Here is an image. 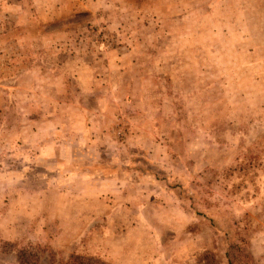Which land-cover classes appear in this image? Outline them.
<instances>
[{
    "label": "rangeland",
    "instance_id": "rangeland-1",
    "mask_svg": "<svg viewBox=\"0 0 264 264\" xmlns=\"http://www.w3.org/2000/svg\"><path fill=\"white\" fill-rule=\"evenodd\" d=\"M95 2L41 27L130 67L125 86L112 70L94 86L106 136L76 118L37 140L23 112L1 113L0 264L21 250L37 264H229L230 249L232 264H264V0ZM99 177L127 183L100 196Z\"/></svg>",
    "mask_w": 264,
    "mask_h": 264
},
{
    "label": "crops",
    "instance_id": "crops-1",
    "mask_svg": "<svg viewBox=\"0 0 264 264\" xmlns=\"http://www.w3.org/2000/svg\"><path fill=\"white\" fill-rule=\"evenodd\" d=\"M97 4L95 0H0L2 119L4 114L23 112L26 115L24 119L34 129L32 135L37 140L59 134L60 131H64V127L70 132L71 125L65 123L76 118L83 121L81 131L84 136L107 135L104 124L100 123V126L96 127L94 122L95 118L98 121L105 118L106 109L103 107L108 99L96 100L97 106L93 108L91 105L93 102L90 101L94 86L102 87L101 75L111 73V70L112 73L119 74L124 71V75L127 72L125 70L130 67L125 65L121 67L117 64L106 68L94 64L86 49L77 50L71 47L70 41L74 37L69 31L70 28L59 27L46 32L41 27L43 25L41 20L45 16L52 15L54 20L62 17L71 18L78 9L89 12ZM50 41L52 45L48 43ZM58 47L65 48L58 50ZM13 72L17 74L13 75ZM123 75H112L119 89L125 86L119 82V78L125 79ZM136 82L138 81L129 78V89L135 86ZM72 85L75 89H81L83 99H77L75 93L70 94L68 88ZM15 104L20 106L17 107ZM62 107L72 111L62 110ZM110 180L99 177L98 180L92 181L100 196L109 192L110 184L116 188L113 190L117 191L127 183L122 177H113ZM176 229L179 230V227ZM117 261L121 262L119 258Z\"/></svg>",
    "mask_w": 264,
    "mask_h": 264
},
{
    "label": "trees",
    "instance_id": "trees-1",
    "mask_svg": "<svg viewBox=\"0 0 264 264\" xmlns=\"http://www.w3.org/2000/svg\"><path fill=\"white\" fill-rule=\"evenodd\" d=\"M211 222L213 225H215L213 219H211ZM231 250L232 249H230L229 252L226 253V256H224L228 258L229 264L235 262L234 257H232L231 255ZM37 260H38L37 254H35L31 250H21L17 255V264H37L38 263ZM58 264H110V263L96 257L73 254L67 260L65 261L63 260Z\"/></svg>",
    "mask_w": 264,
    "mask_h": 264
}]
</instances>
